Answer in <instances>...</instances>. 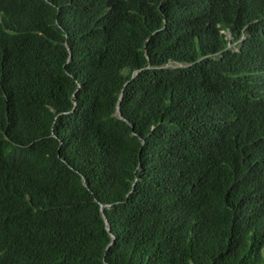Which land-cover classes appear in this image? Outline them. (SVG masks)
<instances>
[{"label":"trees","instance_id":"obj_1","mask_svg":"<svg viewBox=\"0 0 264 264\" xmlns=\"http://www.w3.org/2000/svg\"><path fill=\"white\" fill-rule=\"evenodd\" d=\"M0 264H264V0H0Z\"/></svg>","mask_w":264,"mask_h":264},{"label":"water","instance_id":"obj_2","mask_svg":"<svg viewBox=\"0 0 264 264\" xmlns=\"http://www.w3.org/2000/svg\"><path fill=\"white\" fill-rule=\"evenodd\" d=\"M117 115H118L119 118H122V117L120 116V114H119V109H117Z\"/></svg>","mask_w":264,"mask_h":264},{"label":"bare ground","instance_id":"obj_3","mask_svg":"<svg viewBox=\"0 0 264 264\" xmlns=\"http://www.w3.org/2000/svg\"><path fill=\"white\" fill-rule=\"evenodd\" d=\"M71 20V19H70ZM70 24V23H69Z\"/></svg>","mask_w":264,"mask_h":264}]
</instances>
